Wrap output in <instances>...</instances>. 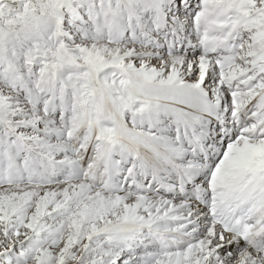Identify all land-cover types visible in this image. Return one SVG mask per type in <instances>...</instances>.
Here are the masks:
<instances>
[{"label": "snow or ice", "instance_id": "1", "mask_svg": "<svg viewBox=\"0 0 264 264\" xmlns=\"http://www.w3.org/2000/svg\"><path fill=\"white\" fill-rule=\"evenodd\" d=\"M0 264H264V0H0Z\"/></svg>", "mask_w": 264, "mask_h": 264}]
</instances>
